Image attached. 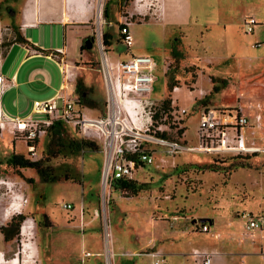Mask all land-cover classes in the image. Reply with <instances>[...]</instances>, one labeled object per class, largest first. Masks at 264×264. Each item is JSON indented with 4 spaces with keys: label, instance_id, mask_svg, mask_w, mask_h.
<instances>
[{
    "label": "rangeland",
    "instance_id": "1",
    "mask_svg": "<svg viewBox=\"0 0 264 264\" xmlns=\"http://www.w3.org/2000/svg\"><path fill=\"white\" fill-rule=\"evenodd\" d=\"M23 3L24 0H0V18L8 23L11 32ZM68 3L74 4L75 0ZM105 3L106 0H91L95 10L93 32L84 41L82 55L69 64L72 74L67 78L72 82L64 86L84 104L98 108L86 109L91 115H101L105 109L104 77L97 70L101 68L102 50L111 62L131 55L150 56L152 95L156 99L164 94L171 99V90L166 88L170 75L174 85L190 89L201 75L212 83L209 95H205L209 89H202L204 97L196 100L197 106H185L181 125L173 123L172 118L167 120L170 128L164 131L170 138L197 144L198 105L232 104L237 97L241 102L260 103L264 124V101L245 95L246 87L251 85L245 79L261 73L259 92L264 96V0H185L179 10L171 0H112L108 1L107 19L102 14ZM247 16L260 22L254 33L244 30ZM125 22L132 37L128 48L119 34ZM105 31L111 35L109 45L103 44ZM255 36L263 43H254ZM4 41L8 42L6 38ZM173 44L181 53L178 61L170 54ZM241 80H245L244 84ZM82 98L91 99L93 106ZM57 104L60 106L61 101ZM63 123L59 137L40 135L36 147L37 159L41 158L42 166L48 167L54 181L41 180L34 168L8 166L9 154L0 156V226L12 216L25 215L12 239L6 241L0 233V264H9L14 257L19 264H133L136 260L149 264L153 260L146 254L156 252L161 253L164 264H184V257L192 264H200L192 250L216 252L207 247L220 241L216 235L223 234L214 232L213 224L225 220L242 223L238 242L244 236L256 239L258 230H247L245 221L248 215L264 216V143L260 152L241 158L206 153L167 156L166 166H144L135 173V181L144 184L135 196L124 197L126 193L113 186L103 199L102 153L79 147L77 142L82 137L71 122ZM180 128L183 132L177 134ZM13 138L15 149L27 157L24 141ZM6 151L11 153V146ZM157 155L162 153L158 151ZM62 202L71 203V208L63 209ZM7 210L12 211L8 217ZM25 221L28 230L23 232ZM107 223L110 236L105 233ZM202 224L208 226L207 232L200 230ZM153 232L158 237L150 240ZM106 241L115 247L113 251L111 246V262L104 250ZM88 245L93 247L89 249ZM160 245L166 248L161 250ZM252 255L264 260V246L255 245Z\"/></svg>",
    "mask_w": 264,
    "mask_h": 264
},
{
    "label": "built area",
    "instance_id": "2",
    "mask_svg": "<svg viewBox=\"0 0 264 264\" xmlns=\"http://www.w3.org/2000/svg\"><path fill=\"white\" fill-rule=\"evenodd\" d=\"M127 22L121 29L122 42L128 48L132 37L128 33ZM257 19L247 16L244 19V30L252 33ZM61 52L57 49L55 53ZM101 71L105 84V109L101 115L93 116L78 103L63 87L61 94L44 100H35L32 114H46L43 119H33L32 115L25 118L9 117L0 109V137L9 133L13 137L24 140L27 157L38 158L36 146L31 142L38 140L40 135L47 134L54 121L71 122L80 137L95 142L102 153L101 188L105 192L112 190L119 180H135L138 168L152 166L160 168L168 164L167 156L173 157L180 153H206L219 158L225 156L246 155L260 152L263 147L257 145L251 137H247L246 129L254 135L255 130L263 126L260 103L254 105V114L250 117L247 109L240 103L230 108H215L202 106L198 120V143L188 144L183 138H170L159 133L168 130L166 114L161 113V123L154 124L153 116L160 108L161 99L151 96L154 78L152 59L147 55H131L108 64L106 52L102 51ZM104 59V61H103ZM64 75L72 73L61 59ZM103 62L109 66L110 73L106 76ZM5 83L0 76V91L5 89ZM179 85L171 89L170 115L174 122L181 125L186 113L185 108H177L176 92ZM202 94L203 90L198 89ZM61 104L58 106L57 101ZM28 141L29 144H28ZM99 141V142H97ZM158 151L162 155H157ZM27 199L23 200L26 203ZM63 209H70L71 203L62 202ZM264 216L248 215L245 221L247 230L262 229ZM200 230L208 231L206 224L200 225ZM192 256L200 264H210L211 255L205 250L193 249ZM154 264L163 262L161 253H153Z\"/></svg>",
    "mask_w": 264,
    "mask_h": 264
},
{
    "label": "crops",
    "instance_id": "3",
    "mask_svg": "<svg viewBox=\"0 0 264 264\" xmlns=\"http://www.w3.org/2000/svg\"><path fill=\"white\" fill-rule=\"evenodd\" d=\"M106 1L110 2L112 0ZM171 2H173V4L177 3L175 5L178 10L180 9V5L182 6V4H185V0H171ZM94 13L95 10L91 6V0H75L74 4H69L68 0H24L17 17L13 21L23 41H16L15 33L13 34V32L10 31L11 28L8 27V23L0 18V43L5 40V38L10 43L0 52V76L5 83H8V86L0 91V109L3 112L9 117L21 118L28 117L29 115L33 116L32 106L35 100H44L59 95L65 84L71 85L70 82L72 81L69 80L65 82L62 63L58 62V60L61 59L69 67L70 63H74V61L82 55V53H80L82 51L80 50L81 45L84 44V41L91 36L93 32L92 20ZM259 24L260 22L257 20L252 33L255 32L256 26ZM253 42L263 43L259 40L258 36H255ZM57 49H60L61 52L55 53ZM250 60L252 59L250 58ZM97 70L101 72L102 75L101 68ZM166 70L167 65L165 63L164 75ZM262 79L261 73H257L255 76L245 79L251 83L250 86L246 87L248 91H245V95L249 96V99H256L255 101L260 99L264 101L263 94L259 92L261 81H263ZM245 80H241V82L244 84ZM201 82H205L206 86H202ZM255 82H259V84ZM193 85L194 87L192 89L185 85H180V90L176 92V97L178 99L177 105L180 108H185V106H192L193 108L197 103L196 100H201L204 97V95L199 93L198 89H209L205 91V95L210 94L212 83L204 80L202 75L196 79ZM67 92L78 100L74 93L70 91ZM164 95L161 98H163ZM151 96L155 98L152 92ZM237 103H240L247 109V114L250 117L253 116L255 103L241 102L240 97H237L232 104L220 102L211 107L230 108ZM81 105L84 109L98 110V108L89 107L85 104ZM201 107V105H198L196 110L200 111ZM246 134L247 137L253 136L252 139L256 141L257 145H263L264 124L261 128L255 130L254 135L250 133L249 128L246 129ZM12 137L13 136H10L7 132L4 133L3 137H0V156L10 154L6 151V147L8 146H11L12 152L24 155L23 152L15 149L16 140L12 141L14 140ZM36 147H38V143ZM139 170H141V168H138L136 172ZM96 216H98V211ZM96 216H94V219ZM241 228L242 223L239 224L237 220H225L223 223L213 224L214 232H221L223 237L216 235L220 241L208 247L204 246L216 250V252H213L215 254L212 255L213 258L211 257L210 264H264L263 259H259L257 256L252 255L255 245L264 246V227L262 229H253L258 230L257 234H255L256 239L244 236L243 239L238 242V234ZM151 235L150 240H155L158 237L154 232L151 233ZM110 241L105 242L104 250L106 257L111 262V246L113 251L115 247H113L112 243L110 245ZM146 241L141 244L143 245ZM91 247L93 246L88 245L89 249H91ZM139 247L140 245L136 250H138ZM165 248L164 245H160L161 250ZM240 250L243 252H239ZM240 253L244 255H240ZM114 255L115 252L112 259ZM146 256L151 257L153 260L149 262V264H154V257L150 254H146ZM184 259V264H192L189 259L185 257ZM108 264H112V262ZM133 264H142V261L136 260ZM160 264H164V259Z\"/></svg>",
    "mask_w": 264,
    "mask_h": 264
},
{
    "label": "trees",
    "instance_id": "4",
    "mask_svg": "<svg viewBox=\"0 0 264 264\" xmlns=\"http://www.w3.org/2000/svg\"><path fill=\"white\" fill-rule=\"evenodd\" d=\"M108 1H106V3L104 4L103 7V11L102 14L104 16L105 19L108 18ZM124 27L121 26V28L119 29V34L122 36L123 38V34L121 32V29ZM13 32L15 33V40L16 41H23L20 32L17 30V28H13ZM102 38H103V44L104 45H109L110 44V39H111V35L108 32H103L102 33ZM9 42H5L4 40L0 43V52L9 45ZM83 45H81V49L83 50L84 48L82 47ZM170 54L173 57V59L175 61H178L181 58V53L179 51H177L175 44H173L171 50H170ZM167 73V70L165 72V74ZM175 81L173 79V76L170 75L166 81V86L169 90H171V88L174 86ZM83 101H87L89 104H92L90 106H93L94 102L91 101V99L89 98H82ZM201 103L203 101H200ZM79 104H84L81 100H78ZM169 99L168 98H163L160 108L158 109V111L154 114L153 119H154V124H158L161 123V113L162 114H166V120L163 122L165 124H167V120L170 119L171 115V109L169 106ZM86 105V104H85ZM88 106V105H86ZM65 126L63 125V122L61 121H54L53 124L49 127L47 135L51 134L53 136H57L59 137L61 135V132L63 130ZM170 128V127H169ZM76 131V129H74ZM177 134H181L183 132V129H177ZM162 136H167V132L166 131H162L159 133ZM30 141H28L29 144ZM35 146H37L38 140H32L31 141ZM77 144L79 145V147L81 148H88L90 150H99L98 149V145L93 142L90 141L88 139L85 138H81ZM258 152H253L250 154H246V155H237V156H225L228 158H238V157H247V156H252L255 155ZM6 164L8 166L14 167V168H34L40 179L46 182L49 181H54L55 177L54 176H50L48 173V167H44L42 166V160L41 158L36 159V160H31L28 157H26L23 154H18V153H14L11 152L8 157L6 158ZM117 189H119L121 192L126 193V195H124V197H132L135 196L137 194V192L144 186L143 183H137V181L135 180H119L117 181L116 185H114ZM25 215L22 213L17 214L16 216H12V218L6 223V225L4 226H0V233L3 234V238L4 240L8 241L10 239L13 238L14 234H17L19 226L21 224V222L24 220ZM9 228H12L13 231L9 232Z\"/></svg>",
    "mask_w": 264,
    "mask_h": 264
},
{
    "label": "bare ground",
    "instance_id": "5",
    "mask_svg": "<svg viewBox=\"0 0 264 264\" xmlns=\"http://www.w3.org/2000/svg\"><path fill=\"white\" fill-rule=\"evenodd\" d=\"M106 57H107V62H108V64L110 63V60H109V57L107 56V54H106ZM103 66H104V64H103ZM106 66H107V64H106ZM107 69H108V71H109V73H110V69H109V66H107ZM106 73V72H105ZM107 76V75H106ZM68 77V75H66L65 76V82L66 81H68L69 79L67 78ZM108 77V76H107ZM106 193V192H105ZM15 208H17V207H15ZM5 214H6V217H8L9 215H11L12 214V211H10V210H7V211H5ZM103 214V213H102ZM26 221H28V220H26ZM26 221L22 224V226H21V230L23 231V232H26L27 230H28V226L26 225ZM105 233H106V235L107 234H109V236L111 235V233H110V229H109V224L107 223V227H106V229H105ZM28 248V247H27ZM30 248V247H29ZM28 248V249H29ZM26 250V249H25ZM213 253V252H212ZM9 264H19V262H18V258H16V257H14V258H12L11 260H10V262H9Z\"/></svg>",
    "mask_w": 264,
    "mask_h": 264
},
{
    "label": "water",
    "instance_id": "6",
    "mask_svg": "<svg viewBox=\"0 0 264 264\" xmlns=\"http://www.w3.org/2000/svg\"><path fill=\"white\" fill-rule=\"evenodd\" d=\"M102 198L104 199V194H103V192H102ZM103 205H104V200H103Z\"/></svg>",
    "mask_w": 264,
    "mask_h": 264
},
{
    "label": "flooded vegetation",
    "instance_id": "7",
    "mask_svg": "<svg viewBox=\"0 0 264 264\" xmlns=\"http://www.w3.org/2000/svg\"><path fill=\"white\" fill-rule=\"evenodd\" d=\"M11 218H12V217H11ZM11 218H10V219H11Z\"/></svg>",
    "mask_w": 264,
    "mask_h": 264
}]
</instances>
